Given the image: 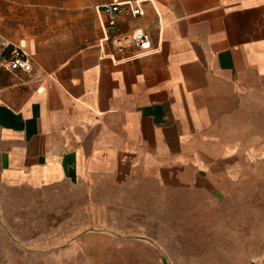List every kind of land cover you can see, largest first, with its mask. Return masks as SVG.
Here are the masks:
<instances>
[{
  "label": "crops",
  "instance_id": "obj_1",
  "mask_svg": "<svg viewBox=\"0 0 264 264\" xmlns=\"http://www.w3.org/2000/svg\"><path fill=\"white\" fill-rule=\"evenodd\" d=\"M127 1L0 0V216L19 227L73 241L138 187L264 186V0H141L105 29L98 7ZM136 31L149 54L100 45ZM15 48L30 73L5 67Z\"/></svg>",
  "mask_w": 264,
  "mask_h": 264
},
{
  "label": "rangeland",
  "instance_id": "obj_2",
  "mask_svg": "<svg viewBox=\"0 0 264 264\" xmlns=\"http://www.w3.org/2000/svg\"><path fill=\"white\" fill-rule=\"evenodd\" d=\"M247 175L224 194L138 187L122 211L73 241L46 219L38 227L43 233L29 226L34 219L19 227L16 212L5 210L0 264H264V186L255 185L252 171Z\"/></svg>",
  "mask_w": 264,
  "mask_h": 264
},
{
  "label": "built area",
  "instance_id": "obj_3",
  "mask_svg": "<svg viewBox=\"0 0 264 264\" xmlns=\"http://www.w3.org/2000/svg\"><path fill=\"white\" fill-rule=\"evenodd\" d=\"M143 3L144 1L141 0L127 1L112 5H104L98 7L97 10L100 14H104L108 17V26L105 27L104 25L106 29L107 27H114L116 25L115 16L117 13L125 12L134 17L143 16ZM108 42L115 45L120 51L125 50L128 46H132L141 51L143 55L151 52V36L144 31H136L125 37H111L105 32L104 38L100 41L101 47ZM5 67L12 72L23 71L25 73H30L32 71V63L29 55L21 48H15L12 51L11 60L6 63Z\"/></svg>",
  "mask_w": 264,
  "mask_h": 264
}]
</instances>
